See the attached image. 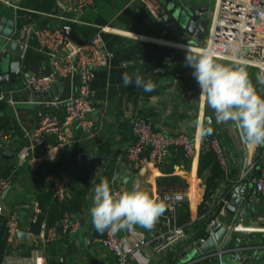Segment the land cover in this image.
<instances>
[{"label":"crops","instance_id":"1","mask_svg":"<svg viewBox=\"0 0 264 264\" xmlns=\"http://www.w3.org/2000/svg\"><path fill=\"white\" fill-rule=\"evenodd\" d=\"M170 6H173L172 10ZM178 6L182 10L186 7L190 10L206 7L209 11L204 0H95L93 5L79 13L61 12L57 0H21L17 7L0 3V25L5 18L12 21V41L25 45V53L20 58V79L15 85L2 90L8 95L12 92L10 96L16 99L18 104L15 108L3 101L7 107L0 110V126L11 135L10 140L0 147V174H4L0 177L7 179L10 184V188L5 189L1 195L5 206L1 216L5 217L7 222L15 218L20 231L31 235L29 243L20 240L18 234L13 242H9L7 230L9 244L4 259L6 255L21 250V255L25 257L38 253L43 264H118L117 258L99 242L106 231L99 233L94 228L90 216L94 188L92 181L95 179L94 183H99L102 178L109 181L111 190L113 187L130 190L139 180L142 189L147 190L153 198L160 192L171 189L182 191L188 196L191 212L188 226L185 227L189 237L164 253H156L151 245H146L130 264H143L142 258H147L148 264H202L216 258L201 254L200 246L196 243L199 233L195 229L196 222L200 219L207 221L209 210L218 205L213 201L219 200L221 195L226 197L234 182H240L244 171L251 164H255L256 168L241 181L258 175L264 167V146L246 145L241 141L240 133L232 122L218 123L211 108L206 104L201 107V89L192 75L194 69L186 65L185 59L188 48L202 49L198 47L200 42L194 39V36L181 33L179 28L168 30L166 22L159 16L160 11H165L171 16ZM57 15L77 20L69 22L74 25L73 38L77 43L100 33L107 48L113 53L112 64L110 68L99 70L91 85L92 100L96 108L90 116L93 127L90 130L71 127L68 135L72 143L67 147L59 146L57 139L51 137L47 147L38 148L22 166L17 167V152L29 143L27 135L38 124L41 115L58 113L63 118V113H60L57 107L46 106L43 102L58 93H62L63 97L70 96L67 83H59L50 93L31 94L24 87L27 73L48 74L51 70L48 55L41 49L37 39L31 38L26 43L24 39L21 40L23 35L25 37L24 28H56L68 23ZM167 49L171 52L168 53ZM12 55L14 53L9 51L4 54L6 57ZM220 63L231 65L227 62ZM137 71L145 81L151 79L155 83L154 91L145 92L134 84L124 86L122 74L127 72L131 75ZM246 71L258 94L264 96V82L257 79L259 73L254 72L252 68H246ZM208 117H211L210 121ZM200 118L205 119L206 127L213 128L212 135L223 141L229 160V170L226 173L217 163L222 173L215 178V188L209 186V182L214 177L216 166L208 164L201 174L200 150L193 158H186L179 150L169 153L166 161L160 166L145 162L139 170L131 167L127 150L133 142L132 124L135 120L147 119L171 132L185 130L195 135L194 122ZM68 149H74L70 161L67 160ZM79 153L97 157L100 162L99 170L79 164ZM104 162L105 168L101 166ZM117 173H120L121 177L115 184ZM62 177L70 179L71 198L67 201H80L81 204V210L65 215L80 221L81 228L71 237L59 236L50 244H43L39 239L43 224L47 229L60 232L61 221L65 215L54 224L48 210L40 231L36 233L34 225L41 214L37 213L36 205L40 206L42 195L51 192L53 180ZM251 183L253 184V181ZM207 191L209 195L204 201L203 196ZM251 197L253 207L248 209L243 222L237 223L241 224L240 229L249 227L250 230H257L264 225V199L258 193H253ZM202 203L204 211L200 212L199 206ZM185 210L181 207L178 211V222L181 225H186V221H183ZM236 219L225 210L223 216L219 213L214 220L230 226ZM239 234L242 233L232 235L228 246L233 247ZM118 235L124 238L127 244L132 245L141 239L150 238L151 230L135 226L134 230H123L118 232ZM240 243L243 254L248 256L253 251L261 260L260 264H264V234L248 233Z\"/></svg>","mask_w":264,"mask_h":264},{"label":"built area","instance_id":"2","mask_svg":"<svg viewBox=\"0 0 264 264\" xmlns=\"http://www.w3.org/2000/svg\"><path fill=\"white\" fill-rule=\"evenodd\" d=\"M21 0H0V3L17 7ZM95 0H57L61 12L75 13L82 12L88 6L93 5ZM215 7L211 13L209 27L207 26L203 40L198 47H212L217 53V60L220 62L234 63L246 62V68L256 69L258 73L264 71V0H215ZM60 19L68 23L56 28L27 26L24 28V40L36 38L42 50L48 55L50 72L48 74L27 73L24 87L29 93H50L59 83H67L70 88V96L63 97L58 93L52 99L43 102L46 106H55L63 113L43 114L38 124L28 133L29 143L17 152L16 166L20 167L31 157L38 148L47 147L51 137L57 139L58 145L67 147L72 141L68 135L71 127H80L90 130L93 122L90 119L95 111V103L92 100V82L97 72L101 69L111 67L113 53L107 48L99 34L93 39L77 43L73 38V27L69 23L77 21L57 15ZM14 35V34H13ZM4 38L7 47L13 40ZM5 46L3 52H6ZM238 49L233 52L232 49ZM13 94L12 92H9ZM10 94V95H11ZM8 93L0 92V102L7 101L16 108L18 101L11 98ZM10 96V97H8ZM133 142L127 150V159L134 170H139L145 162L155 166L162 165L171 152L181 150L186 158L195 157L199 150L201 152L214 153L221 169L226 173L229 170V160L227 158L226 147L218 136H207L203 139L197 138L188 131L171 132L166 128L156 126L154 123L137 119L132 124ZM11 138L0 126V147ZM200 144V147H199ZM264 160V149L262 151ZM256 168L255 164L248 167L241 179L249 176ZM253 184L256 192L264 199V167L260 174L254 176ZM9 181L0 177V216L4 213V202L1 198L2 192L9 187ZM113 193H122L124 190L118 187L112 188ZM53 200L60 203L70 199V179L67 177L55 178L51 187ZM167 197V199H165ZM156 199L165 200L167 205L165 213L151 229V237L141 239L132 245L125 242L118 233L112 234L106 231L99 242L106 250L112 253L118 260V264H130L138 257L142 248L151 245L156 253H164L176 244L189 237L187 228L178 222V211L188 204V196L182 191L166 190L160 192ZM214 204H222L220 215L225 214V206L228 200L221 195ZM213 203H208L212 205ZM37 213L41 212L39 204L36 205ZM219 221V220H218ZM217 220H212L209 228H212ZM61 231L47 229L43 224L39 239L43 244L54 241L57 237H71L81 228L78 220H72L70 215H65L61 221ZM241 224L234 225V233H262L264 225L250 230L249 227L240 229ZM248 229V230H247ZM8 241L13 242L20 232L18 222L11 218L7 222ZM209 235H214L210 232ZM207 241L200 238L196 243L201 246ZM236 250L242 252L241 244ZM21 250L14 251L6 255L2 264H43L38 253L30 256L21 255ZM218 250L215 254H220ZM214 255V254H213ZM207 255V256H213Z\"/></svg>","mask_w":264,"mask_h":264},{"label":"clouds","instance_id":"3","mask_svg":"<svg viewBox=\"0 0 264 264\" xmlns=\"http://www.w3.org/2000/svg\"><path fill=\"white\" fill-rule=\"evenodd\" d=\"M233 52L238 49L233 48ZM214 48L199 50L188 48L186 65L194 69L192 75L199 85L201 107L206 104L215 113L218 123L232 122L240 133V139L248 146H264V96L258 94L246 71V62L231 66L217 62ZM257 79L264 82V71ZM125 87L135 85L145 92L155 90V83L135 72L122 74ZM209 121L211 117L207 118ZM196 136L203 139L212 135L213 128L205 126V119L194 122ZM95 180V179H94ZM94 184L90 216L94 228L101 234L108 231L134 230L135 226L151 230L165 213V200L156 199L142 189L137 180L130 190L113 193L107 179ZM167 199V197L165 198ZM148 264L147 258H142Z\"/></svg>","mask_w":264,"mask_h":264},{"label":"water","instance_id":"4","mask_svg":"<svg viewBox=\"0 0 264 264\" xmlns=\"http://www.w3.org/2000/svg\"><path fill=\"white\" fill-rule=\"evenodd\" d=\"M174 5V4H172ZM173 6H170L172 10ZM208 8L196 9L192 8L190 11L178 9L172 13L171 16L165 11H160L159 16L166 22V28L168 30L178 29L181 33L188 36H194V39L201 42L204 37V33L207 29L206 14ZM14 34V23L7 18L3 19L0 25V92L3 89L9 88L12 84L15 85L20 79L22 72L21 57L25 53V45L17 41H12L7 47L5 46L4 38H11ZM24 39V35L21 40ZM5 46L6 52H13L14 55L10 57L4 56L6 52H3ZM44 151V148L42 149ZM67 160L70 161L74 149H68ZM77 162L83 166L93 167L95 170H99L100 162L97 157H90L87 153H79L77 155ZM102 167L105 168L104 162ZM260 171V169H259ZM260 174V172L258 173ZM121 177L120 173L115 174V184ZM254 176H250L246 181L234 182L229 191L228 203L225 206V210L231 216H235L237 219L228 226L221 221H217L212 228L207 231L214 232V235H209L207 241L200 246V252L202 255H213L211 262L202 264H260V259L255 255L253 251L248 256L241 251L236 250L240 246V241L248 235V233L239 234L235 240L233 247L228 246L230 238L233 235L234 225L238 222H243V217L247 214L248 209L253 207V199L251 195L257 193L253 181ZM18 237L25 243H29L31 235L26 231H20ZM218 250L222 252L215 254ZM211 257V259H212ZM259 261V262H258Z\"/></svg>","mask_w":264,"mask_h":264},{"label":"trees","instance_id":"5","mask_svg":"<svg viewBox=\"0 0 264 264\" xmlns=\"http://www.w3.org/2000/svg\"><path fill=\"white\" fill-rule=\"evenodd\" d=\"M73 25V24H72ZM74 26V25H73ZM41 27H47V26H41ZM97 34H94L93 36H91L89 39H93L94 36H96ZM86 41V40H85ZM150 46V45H149ZM151 47V46H150ZM167 52L170 53L171 50L167 49ZM7 107L6 103L0 102V110H4ZM176 154V153H175ZM212 163L213 165L216 166V171L214 174L213 179L209 182V186H213L215 188L216 186V182L215 178L219 177L222 173L221 169L218 167L217 165V160L216 157L214 155V153L212 152H202L201 155V167H200V173L202 174V170H204L208 164ZM1 176H3L2 174H0ZM208 191L204 194L203 199L205 201V199L208 196ZM225 198L229 197V192L226 193ZM204 203L201 204V206H199L200 212L204 211L202 210ZM40 208H41V214L38 217L37 223H35L34 225V230L36 233H38L40 231V226L42 221L45 218V214L47 213V211L49 210V215L50 217L52 216V223H57L66 213H74L78 210H81V204L80 201H75V200H69L66 201L64 203H59L55 200L52 201L51 198V192L50 193H46L44 195H42L40 197ZM182 208H185V214L183 215V221L185 222L184 226H188L187 221H189L190 219V208L188 204H184L182 206ZM222 208V204L220 205H215L213 209L209 210V217L207 219V221L200 219L196 222V226L195 229L197 231H199L198 233V239H200L201 237L206 238L208 236V232H207V226L208 224L214 220L216 218V216L220 213V209ZM8 242H7V220L5 219V217L0 216V264L3 263V259H4V255L7 252L8 249Z\"/></svg>","mask_w":264,"mask_h":264},{"label":"rangeland","instance_id":"6","mask_svg":"<svg viewBox=\"0 0 264 264\" xmlns=\"http://www.w3.org/2000/svg\"><path fill=\"white\" fill-rule=\"evenodd\" d=\"M206 3H207V6L209 7V11L208 13L206 14L205 18H206V21H207V26L209 27V23H210V17H211V13L214 9V7L216 6L215 5V0H204ZM179 11L182 12V9H180L181 7L178 6L177 7ZM183 10H187V11H190V9L188 7H186L185 9ZM231 66H237V64H234V63H230ZM254 72L258 73V71L256 69H252ZM262 213L264 214V208H262Z\"/></svg>","mask_w":264,"mask_h":264}]
</instances>
